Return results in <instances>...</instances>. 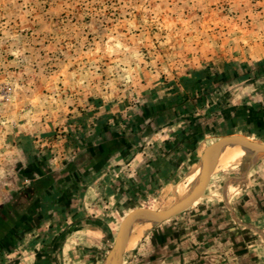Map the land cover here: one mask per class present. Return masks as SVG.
<instances>
[{
	"label": "rangeland",
	"instance_id": "obj_1",
	"mask_svg": "<svg viewBox=\"0 0 264 264\" xmlns=\"http://www.w3.org/2000/svg\"><path fill=\"white\" fill-rule=\"evenodd\" d=\"M223 136L264 144V0H0V148L64 167L117 139L120 154L78 178H99L82 203V216L107 221L96 264L131 207L144 206L134 218L159 211ZM246 167L214 190L227 170L213 165L202 196L244 186ZM31 236L0 264H53L54 235Z\"/></svg>",
	"mask_w": 264,
	"mask_h": 264
},
{
	"label": "crops",
	"instance_id": "obj_2",
	"mask_svg": "<svg viewBox=\"0 0 264 264\" xmlns=\"http://www.w3.org/2000/svg\"><path fill=\"white\" fill-rule=\"evenodd\" d=\"M27 123L22 121L20 126ZM106 140L64 167L35 162L23 145H1L0 251L29 243L31 234L37 238L54 235L53 264H96L107 221L97 220V215L90 220L87 211L82 216V210L86 194L99 184V178L86 182L78 178L99 174L106 162L120 154L117 139ZM254 171L244 186L230 183L220 198L205 195L190 209L156 224L126 254L125 264H264V160L248 176ZM69 183L70 193L61 192ZM238 190L242 192L230 199ZM56 191L58 197L49 201ZM61 211H66L68 220H62ZM68 223L69 230L60 240L63 224ZM56 225L53 231L51 226Z\"/></svg>",
	"mask_w": 264,
	"mask_h": 264
},
{
	"label": "bare ground",
	"instance_id": "obj_3",
	"mask_svg": "<svg viewBox=\"0 0 264 264\" xmlns=\"http://www.w3.org/2000/svg\"><path fill=\"white\" fill-rule=\"evenodd\" d=\"M256 144L261 143L230 137L228 140L221 141L218 144H215V148L210 146L201 156L199 168L191 175L192 183H183L172 188L169 194L166 196L169 198V202L167 201L166 205L156 213L152 212L144 215L143 217L134 218L129 228L126 247H131L133 243L146 232L147 226L156 225L167 216L177 215V213L168 211L170 205L174 200L181 199L179 201V203H181L189 197L193 198L201 196L205 189L207 181L210 179L209 171L213 167V165H220L224 169L230 170L242 164L247 166H252L253 164H255L258 159L263 156L259 150L254 148ZM122 235L123 229L121 226L117 234V238L119 236L121 237ZM115 247V251L110 253L107 264H113L123 257V245L118 246V243H115Z\"/></svg>",
	"mask_w": 264,
	"mask_h": 264
},
{
	"label": "water",
	"instance_id": "obj_4",
	"mask_svg": "<svg viewBox=\"0 0 264 264\" xmlns=\"http://www.w3.org/2000/svg\"><path fill=\"white\" fill-rule=\"evenodd\" d=\"M230 137L228 136H223L216 144H218L219 142L221 141H225V140H228ZM261 141V140H260ZM264 142V141H262ZM215 144H213V148ZM254 148H256L257 150H259L263 157L259 158L258 161L256 162V164L261 161V160H264V145L263 144H256L254 146ZM255 164V165H256ZM253 167V166H252ZM252 167H246V172L248 171V169L250 170ZM238 172H235V170H227L224 175L222 177H220L219 180H217V182L214 180L211 188L214 189V190H219V187H224L225 185H227L230 180H233L234 178L236 177H239V173L237 174ZM217 184V185H216ZM207 196H211L212 198H214L212 192L208 191ZM204 196H197V197H189L187 199H185L184 201H182L181 203H179V200H175L169 207V212H174V213H177V214H180L188 209H190L192 206H194L195 204H197L200 200L203 199ZM179 203V204H178ZM144 207V206H135V207H131L134 209L133 212L129 213L126 215V217L124 218L123 222H122V229H123V235L120 237L117 238L116 242L115 243H118V246L119 245H123V248H124V255L122 257V259H120L119 261L113 263V264H125V261H126V254H128L133 248L129 249V250H126V245H127V239H128V235H129V228L134 220V216H135V213L139 210H141V208ZM175 207V208H173ZM129 208V209H131ZM173 216L175 215H170V216H167L165 218H163L160 222H163L165 220H168L170 218H172ZM115 247V245H114ZM112 249L111 252H114L116 247Z\"/></svg>",
	"mask_w": 264,
	"mask_h": 264
}]
</instances>
